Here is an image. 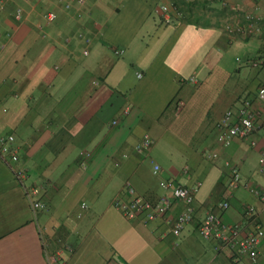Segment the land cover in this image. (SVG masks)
I'll use <instances>...</instances> for the list:
<instances>
[{
	"label": "crops",
	"instance_id": "crops-1",
	"mask_svg": "<svg viewBox=\"0 0 264 264\" xmlns=\"http://www.w3.org/2000/svg\"><path fill=\"white\" fill-rule=\"evenodd\" d=\"M135 5L136 14L125 17ZM255 5L264 10V0H229L228 7L218 0L6 1L0 134L14 136L17 165L26 169L25 183L38 186L45 207L34 216L0 157V264H50L46 253L58 250L61 259L51 264H264L263 254L252 263L197 232L208 212L244 231L260 226L264 232V198L253 191L264 197V97L257 95L264 65L247 62L264 56V29L248 37L222 29ZM49 12L56 15L50 22ZM78 31L90 36L86 55ZM176 33L180 45L171 42ZM175 47L187 49L185 60ZM231 47L243 48L246 59L232 62ZM244 98L261 126L223 146L216 123ZM145 133L153 143L138 152ZM211 152L217 156L209 158ZM226 161L239 170L235 188L228 186ZM166 178L200 183L192 219L178 235L170 220L183 204L159 184ZM126 180L146 198H169L167 212L149 223L124 217L112 201ZM222 200L228 206L221 209ZM259 249L264 253V233Z\"/></svg>",
	"mask_w": 264,
	"mask_h": 264
},
{
	"label": "built area",
	"instance_id": "built-area-1",
	"mask_svg": "<svg viewBox=\"0 0 264 264\" xmlns=\"http://www.w3.org/2000/svg\"><path fill=\"white\" fill-rule=\"evenodd\" d=\"M7 0H0V8L4 6ZM222 7L229 6V0H218ZM69 6V3L66 4ZM158 9L165 16V21H169L168 5L164 2L159 4ZM22 16V9L17 7L14 10V18L19 20ZM56 15L53 12H49L46 15L48 22L53 21ZM223 31L229 37H248L250 35L259 33L264 29V10H261L259 6L255 5L252 9L241 12L235 17L226 20L222 25ZM1 36L7 38L10 35L8 30L0 33ZM75 38L82 43L84 47L81 49V53L86 55L88 53L87 44L90 42V36L83 31H78ZM71 37H65L66 41H69ZM0 46H3V42H0ZM116 52L121 53L120 49ZM250 65L256 67L264 65V56L248 59ZM192 81H196L194 76L190 78ZM257 95L259 98L264 97V86L257 89ZM127 110H125L126 112ZM256 112L252 110L250 100L244 98L240 101V104L235 109H227L216 123L218 129L217 141L223 145H229L233 139H246L256 129L260 128V124L255 120ZM15 138L10 133L0 134V157L6 162L15 180L20 183L23 188L24 196L32 210V213L36 217L39 210L45 207L44 203L38 198L39 188L35 184H26V169L18 164L19 160V146L14 144ZM153 143V139L149 134L145 133L141 139L135 144V150L142 152ZM25 150L30 147L24 146ZM209 158L217 156L216 152L208 153ZM260 162L264 161V156L259 159ZM226 165L229 168L228 186L231 188L237 187L241 183V177L238 168L231 162L226 161ZM159 170V165H154V172ZM159 184L163 188H170L172 196L181 201L183 204V210L177 214L176 217L170 220L171 232L174 235H178L184 225L191 221L193 213V201L194 195L199 188V182L193 183L189 186L174 184L172 179H161ZM123 194L115 196L112 204L124 217L128 219L139 218L143 223H149L154 221L158 217H162L170 207V199L167 197H159L157 199H149L136 192L134 186L130 180H126L123 184ZM254 193L258 194L260 198H264L262 194L256 189ZM85 206V203H81ZM218 207L226 208L228 201L222 200L217 203ZM245 212L251 215L253 208L251 206L246 207ZM41 231V228L38 227ZM198 234L205 239L214 238L218 244L231 247L233 252L237 256L247 255L251 262L254 263L260 254H263L259 249L260 240L263 237V229L260 226H255L252 229L246 231L243 230L241 225L235 223H227L223 221L218 214L214 212H208L197 227ZM61 250L55 253H46L47 261L51 264L61 259ZM130 264V263H124Z\"/></svg>",
	"mask_w": 264,
	"mask_h": 264
},
{
	"label": "rangeland",
	"instance_id": "rangeland-1",
	"mask_svg": "<svg viewBox=\"0 0 264 264\" xmlns=\"http://www.w3.org/2000/svg\"><path fill=\"white\" fill-rule=\"evenodd\" d=\"M137 7V10L138 8L140 7L139 5H135L133 7H129L128 8V12H124L123 13L125 14L124 16L125 17H132L134 14H136V10L135 8ZM143 8V7H142ZM182 36L180 33H176L175 36L173 37V39L171 40V42H174V44L176 45H180V42L182 44ZM168 49V48H167ZM174 50L177 52V53H181V55H183V59L185 60V56L187 55L188 51L187 49H181V50H178V47H175ZM228 57L232 60V62H234V58L236 57V60L238 62H242L243 60H245V52H244V49H237V48H234V47H231L230 49H228Z\"/></svg>",
	"mask_w": 264,
	"mask_h": 264
}]
</instances>
